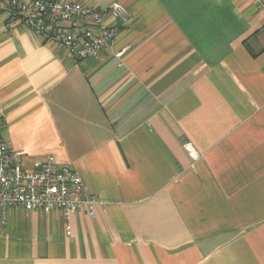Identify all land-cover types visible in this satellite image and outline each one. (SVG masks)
<instances>
[{
  "label": "crops",
  "instance_id": "crops-1",
  "mask_svg": "<svg viewBox=\"0 0 264 264\" xmlns=\"http://www.w3.org/2000/svg\"><path fill=\"white\" fill-rule=\"evenodd\" d=\"M75 1L127 9L100 58L0 6V129L27 167L53 155L104 204L0 212V264H264V11Z\"/></svg>",
  "mask_w": 264,
  "mask_h": 264
},
{
  "label": "built area",
  "instance_id": "built-area-1",
  "mask_svg": "<svg viewBox=\"0 0 264 264\" xmlns=\"http://www.w3.org/2000/svg\"><path fill=\"white\" fill-rule=\"evenodd\" d=\"M36 33L62 46L73 58H100L130 20L126 7L118 1L98 8L75 0H0ZM264 11V0H254ZM111 18L114 23L107 25ZM124 49L115 55L120 58ZM184 149L192 160L200 158L191 140ZM104 202L92 194L81 175L70 165L47 155L27 167L23 153L9 146L0 129V212L11 208L62 210L95 217Z\"/></svg>",
  "mask_w": 264,
  "mask_h": 264
}]
</instances>
